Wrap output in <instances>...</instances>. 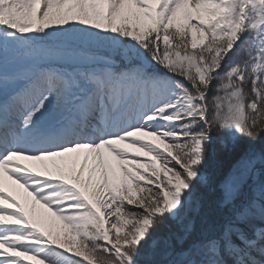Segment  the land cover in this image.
I'll use <instances>...</instances> for the list:
<instances>
[{"label": "snow or ice", "instance_id": "obj_1", "mask_svg": "<svg viewBox=\"0 0 264 264\" xmlns=\"http://www.w3.org/2000/svg\"><path fill=\"white\" fill-rule=\"evenodd\" d=\"M261 134L264 0H0V264H264Z\"/></svg>", "mask_w": 264, "mask_h": 264}, {"label": "rangeland", "instance_id": "obj_2", "mask_svg": "<svg viewBox=\"0 0 264 264\" xmlns=\"http://www.w3.org/2000/svg\"><path fill=\"white\" fill-rule=\"evenodd\" d=\"M261 137H264V134H261ZM262 142H264V140ZM73 155L74 154H69V157ZM81 158H82V154H81ZM58 162H60L65 167V170H67V168L71 164V159L69 158L65 160H60ZM21 163L28 164L30 167H38L37 162H33V161L22 160ZM4 186H5V190L9 192L11 195L15 196L17 199H19L22 204L25 203L26 199L29 203H31V197H28L27 193L24 191L23 188H21L18 184H15L14 181L9 179L7 174L4 175ZM33 218L36 219L41 226L44 227L51 226L53 230H55L59 225V222H53L51 223V225H49L50 217L48 211L47 209L43 208L40 204H37L35 206Z\"/></svg>", "mask_w": 264, "mask_h": 264}, {"label": "trees", "instance_id": "obj_3", "mask_svg": "<svg viewBox=\"0 0 264 264\" xmlns=\"http://www.w3.org/2000/svg\"><path fill=\"white\" fill-rule=\"evenodd\" d=\"M264 140V137H259L257 139V141H255V145L256 147H260L261 144H264V142H262ZM261 141V142H258ZM243 144H247L249 143L247 140L242 141ZM217 147V153H218V161L219 164L221 165V167L223 169L228 168L231 163L233 162L235 155L232 153H229L227 151H225L224 149H222L219 145L216 146Z\"/></svg>", "mask_w": 264, "mask_h": 264}]
</instances>
